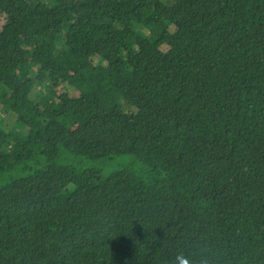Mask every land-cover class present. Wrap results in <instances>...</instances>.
<instances>
[{
    "label": "trees",
    "instance_id": "trees-1",
    "mask_svg": "<svg viewBox=\"0 0 264 264\" xmlns=\"http://www.w3.org/2000/svg\"><path fill=\"white\" fill-rule=\"evenodd\" d=\"M47 1L0 0V264H264V0Z\"/></svg>",
    "mask_w": 264,
    "mask_h": 264
},
{
    "label": "rangeland",
    "instance_id": "rangeland-1",
    "mask_svg": "<svg viewBox=\"0 0 264 264\" xmlns=\"http://www.w3.org/2000/svg\"><path fill=\"white\" fill-rule=\"evenodd\" d=\"M45 2H48L47 0H42ZM4 24V17L1 16L0 18V28ZM129 53H131V49L129 50ZM129 61H131V64H135V60H133L132 57L128 58ZM62 88L58 89V92L62 91ZM57 92V93H58ZM1 120L2 124L6 125L8 129L10 130H18L20 132H24V129H20L16 124V118L12 116L9 113H1ZM132 157L130 155H122L118 157H114L110 160H96L92 161L89 159H86L84 157L78 156V155H71L64 150H61L59 163H64L68 165H72L73 167L79 168V169H94L97 170L100 174L103 176L109 175V173L112 172L116 167L129 164L131 163ZM72 188V185L68 186V190Z\"/></svg>",
    "mask_w": 264,
    "mask_h": 264
},
{
    "label": "clouds",
    "instance_id": "clouds-1",
    "mask_svg": "<svg viewBox=\"0 0 264 264\" xmlns=\"http://www.w3.org/2000/svg\"><path fill=\"white\" fill-rule=\"evenodd\" d=\"M204 260H207L208 264H212L210 254L204 249H201L199 254L186 253L181 249L176 252L172 264H202Z\"/></svg>",
    "mask_w": 264,
    "mask_h": 264
}]
</instances>
